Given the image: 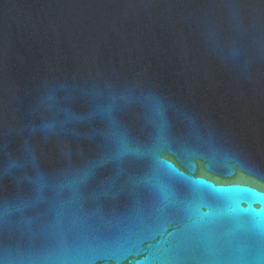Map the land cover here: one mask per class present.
<instances>
[{"label":"water","instance_id":"water-1","mask_svg":"<svg viewBox=\"0 0 264 264\" xmlns=\"http://www.w3.org/2000/svg\"><path fill=\"white\" fill-rule=\"evenodd\" d=\"M0 264H264V0H0Z\"/></svg>","mask_w":264,"mask_h":264}]
</instances>
